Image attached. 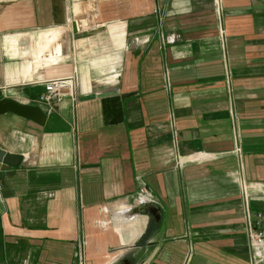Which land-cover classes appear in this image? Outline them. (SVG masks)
Wrapping results in <instances>:
<instances>
[{
    "label": "crops",
    "instance_id": "crops-1",
    "mask_svg": "<svg viewBox=\"0 0 264 264\" xmlns=\"http://www.w3.org/2000/svg\"><path fill=\"white\" fill-rule=\"evenodd\" d=\"M2 98L45 121L0 115V264H250L264 0H0Z\"/></svg>",
    "mask_w": 264,
    "mask_h": 264
},
{
    "label": "built area",
    "instance_id": "built-area-1",
    "mask_svg": "<svg viewBox=\"0 0 264 264\" xmlns=\"http://www.w3.org/2000/svg\"><path fill=\"white\" fill-rule=\"evenodd\" d=\"M72 78H59L45 82V94L39 100L42 102L57 103L66 95H72L73 91ZM233 132L237 140V128L235 127L234 118H231ZM234 153L239 157L240 149L239 143L236 145ZM1 188V187H0ZM140 198H145L147 201L152 202V194L142 184L138 189ZM245 231L248 237V246L250 248L249 261L250 264H264V208L255 210V212L246 219Z\"/></svg>",
    "mask_w": 264,
    "mask_h": 264
},
{
    "label": "water",
    "instance_id": "water-1",
    "mask_svg": "<svg viewBox=\"0 0 264 264\" xmlns=\"http://www.w3.org/2000/svg\"><path fill=\"white\" fill-rule=\"evenodd\" d=\"M10 112L12 114L18 115L24 119L32 120L36 124L43 125L45 121V116L39 106L22 104L15 102L10 99L2 98L0 100V115L1 113ZM22 159L21 155H14L6 153L0 150V177L1 173L4 171L5 174L9 172L11 168H17L20 165ZM136 212H142L146 215H150L156 220H159L160 209L154 204H143L137 207ZM134 251V250H133ZM134 252H128L119 261L114 264H130V257Z\"/></svg>",
    "mask_w": 264,
    "mask_h": 264
},
{
    "label": "rangeland",
    "instance_id": "rangeland-1",
    "mask_svg": "<svg viewBox=\"0 0 264 264\" xmlns=\"http://www.w3.org/2000/svg\"><path fill=\"white\" fill-rule=\"evenodd\" d=\"M0 210H2V209H1V202H0Z\"/></svg>",
    "mask_w": 264,
    "mask_h": 264
}]
</instances>
